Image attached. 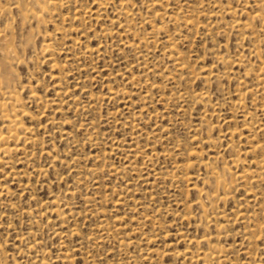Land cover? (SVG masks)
<instances>
[{
	"label": "rangeland",
	"instance_id": "1",
	"mask_svg": "<svg viewBox=\"0 0 264 264\" xmlns=\"http://www.w3.org/2000/svg\"><path fill=\"white\" fill-rule=\"evenodd\" d=\"M43 2L0 0V264H264V0Z\"/></svg>",
	"mask_w": 264,
	"mask_h": 264
},
{
	"label": "bare ground",
	"instance_id": "2",
	"mask_svg": "<svg viewBox=\"0 0 264 264\" xmlns=\"http://www.w3.org/2000/svg\"><path fill=\"white\" fill-rule=\"evenodd\" d=\"M28 1V0H27ZM31 1V3H34V4H36L38 7H39V13H34L33 15H32V17L34 18V19H36V21L38 22L40 19H41V14L40 13H43L44 12V10H45V7L43 6V5H41L42 3H44L43 1L44 0H30ZM42 2V3H41ZM37 8V7H36ZM38 10V9H37ZM0 43H1V45H2V47H3V50H4V55L6 56V57H9L11 54H12V51H11V49H10V44H9V41L7 40V38H6V36L3 34V35H0ZM256 55V54H255ZM264 79V78H263ZM3 81H7L6 80V78H3L2 79ZM264 81V80H263ZM0 83H2V81H0ZM6 94V98H4V99H8V100H13V99H15V97H14V95L11 93V92H6L5 93ZM15 121V120H14ZM16 124V123H15ZM19 125V124H18ZM1 141H3V138H2V136H0V142ZM3 152H8V149H6V148H3Z\"/></svg>",
	"mask_w": 264,
	"mask_h": 264
}]
</instances>
